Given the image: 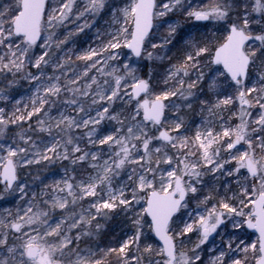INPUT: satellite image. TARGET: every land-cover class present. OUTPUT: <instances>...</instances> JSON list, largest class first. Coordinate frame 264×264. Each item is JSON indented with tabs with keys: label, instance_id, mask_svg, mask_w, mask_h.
I'll list each match as a JSON object with an SVG mask.
<instances>
[{
	"label": "snow or ice",
	"instance_id": "obj_1",
	"mask_svg": "<svg viewBox=\"0 0 264 264\" xmlns=\"http://www.w3.org/2000/svg\"><path fill=\"white\" fill-rule=\"evenodd\" d=\"M0 264H264V0H0Z\"/></svg>",
	"mask_w": 264,
	"mask_h": 264
},
{
	"label": "rangeland",
	"instance_id": "obj_2",
	"mask_svg": "<svg viewBox=\"0 0 264 264\" xmlns=\"http://www.w3.org/2000/svg\"><path fill=\"white\" fill-rule=\"evenodd\" d=\"M83 39H87V37H83ZM28 85L24 82H21V90L26 89Z\"/></svg>",
	"mask_w": 264,
	"mask_h": 264
}]
</instances>
